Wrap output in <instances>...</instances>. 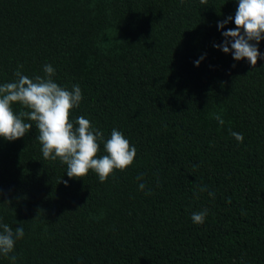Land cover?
Masks as SVG:
<instances>
[{
	"label": "trees",
	"instance_id": "obj_1",
	"mask_svg": "<svg viewBox=\"0 0 264 264\" xmlns=\"http://www.w3.org/2000/svg\"><path fill=\"white\" fill-rule=\"evenodd\" d=\"M237 7L0 0V85L18 70L44 77L50 64L58 85L80 86L71 119L103 132L98 156L114 128L137 150L101 183L45 160L34 122L22 139L0 138V223L24 229L15 264H264V41L256 68L214 47Z\"/></svg>",
	"mask_w": 264,
	"mask_h": 264
},
{
	"label": "clouds",
	"instance_id": "obj_2",
	"mask_svg": "<svg viewBox=\"0 0 264 264\" xmlns=\"http://www.w3.org/2000/svg\"><path fill=\"white\" fill-rule=\"evenodd\" d=\"M200 2L206 4L207 0ZM237 4L234 18L230 16L218 22L225 40L214 47L225 54L231 53L235 61L247 60L252 68H256L258 60L262 58L258 45L264 41V0H237ZM233 20L235 29L223 31L225 25ZM195 64L199 67L200 61ZM43 70L45 76L34 79L18 70L14 82L0 85V138L9 142L22 139L33 128L32 123L25 121L34 122L43 158L52 161L59 159L67 166L66 175L70 179L83 180L93 171L104 183L117 170L125 171L132 166L137 150L115 128L103 144L106 154L98 156L100 142L104 139L103 132L83 116L77 117L75 122L71 119L72 110L78 108L83 99L80 86L73 85L71 90L61 87L52 78L55 74L52 65L45 64ZM14 104H20L26 110L17 114L13 110ZM215 119L223 127V118L217 115ZM229 134L243 143L242 134L231 129ZM62 182L68 186L67 181ZM139 187L143 191L145 185L141 183ZM200 190L205 191V188L201 187ZM209 195L214 196V193ZM207 214V209L194 212L191 219L200 225L205 222ZM23 237V227L13 230L8 224L0 223V256L9 258L15 264L17 257L13 253L16 241Z\"/></svg>",
	"mask_w": 264,
	"mask_h": 264
}]
</instances>
